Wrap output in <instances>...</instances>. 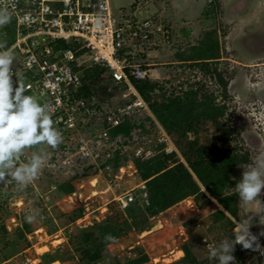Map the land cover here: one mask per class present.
<instances>
[{
    "label": "rangeland",
    "instance_id": "1",
    "mask_svg": "<svg viewBox=\"0 0 264 264\" xmlns=\"http://www.w3.org/2000/svg\"><path fill=\"white\" fill-rule=\"evenodd\" d=\"M112 1L116 26H118L116 20L121 15L120 7L127 3L124 7L129 10L128 13L141 21L160 17L162 20L165 18L167 22H172L173 25L177 23L178 27L174 26V29L179 33L177 39L186 54L191 53L190 46L197 42L194 51L210 50L207 33L204 30L217 28L216 36L223 42L226 41L230 29L232 30L227 46L239 58L252 61L263 57L259 64L252 63L248 66L231 62V70L237 72L233 84L230 82L231 86L230 84L228 86L231 98L227 100V106L239 119V125L243 128L239 139H242L243 144L249 149L252 161L254 162L259 154L264 153V140L259 135L260 127L263 126L261 123L258 124L260 121L264 123V0H221L218 16L213 14L208 18L203 16V11L211 0ZM134 1L139 4L137 9L136 5L131 6ZM118 3H121V6ZM190 19L194 23H191ZM184 27L189 32V37L180 31ZM158 43L160 42L157 41ZM161 47H164L161 50L166 60L174 49L171 50L162 43ZM164 66L169 67V65ZM154 67L160 68L162 65ZM192 70L186 66L173 73L170 72L168 78L176 77L175 83L190 79L186 83L187 86L189 83L201 81L207 88L215 87V82H211L209 77L206 78L201 73L197 75ZM155 73L162 77L160 79L162 81L168 79L163 78V70H157ZM83 129L85 134L91 131ZM220 135L221 132L217 128L207 124L199 133L200 143L214 141ZM189 137L192 140L196 139L194 133H189ZM234 144H236L235 140L231 142V145ZM33 153H40L47 160L54 153V149L47 145H38L28 151L29 156L22 163L26 162ZM59 162L60 164L57 163L54 168L58 169L57 171L46 172V169H41L38 177L23 189L12 180L0 183L6 191L7 198L5 203L0 205V217L4 220L9 218L8 222L11 218L14 220L10 229H7L5 224L8 222H5L7 230L0 231V263L5 259L14 258L18 264H35L34 255L44 253L42 255L44 260L39 264H51L54 260H59L62 264H86L80 260L81 252L76 248L80 241L78 235L94 226L95 222L103 221L111 213V208L113 212L119 211L120 220L130 216L129 212L113 199L129 191L134 194L138 191L136 184L139 183L140 177L134 159H128L124 164L125 173L104 170L100 172L96 168V173L91 174L93 170L89 169V165L77 168L76 173L72 174V170L65 172L59 169L60 165L63 166V161ZM59 170L64 171L65 174ZM112 174H117L118 177L112 180L110 178ZM66 181L74 183L75 189L72 193L63 195L57 186L58 183ZM189 198L150 217L145 229H142L143 217L139 218L140 227L132 228L122 237L108 243L105 255L98 264L126 263L129 259L144 255L149 259L141 264H172L184 256L185 253L181 252L182 247L189 243L200 260L207 261V264H217V261L209 258L203 237L210 235L214 241L219 239L222 241L224 237L233 239V232L228 231L226 223L222 225L220 222L215 224L214 229L204 232L203 228L198 227L197 222L201 221L202 224L212 226L213 212L220 208V205L216 201L206 202L205 199L196 203L194 197L193 205L188 201ZM263 199L264 190L257 201L240 204L241 221L251 223L250 230L255 235L256 233L260 235L264 231V225L259 224L260 213L264 212ZM135 211L141 213L142 208L137 207ZM28 215H35L36 221L28 223L25 219ZM73 216L77 218L73 220ZM41 227L44 230L36 232V229ZM262 238L264 239V236ZM43 244H48L49 249L39 247ZM233 255L236 264H259L248 249L235 247Z\"/></svg>",
    "mask_w": 264,
    "mask_h": 264
},
{
    "label": "trees",
    "instance_id": "2",
    "mask_svg": "<svg viewBox=\"0 0 264 264\" xmlns=\"http://www.w3.org/2000/svg\"><path fill=\"white\" fill-rule=\"evenodd\" d=\"M219 9H221L220 0H211L205 6L203 16L206 18L213 14L215 16ZM163 24L170 31L169 37L167 38L161 32L151 34L147 49H164L161 43L171 50L174 49V53H179L177 54L179 60L184 61L178 66L183 67L184 64L185 67L193 69L195 74L201 73L204 77H209L215 82V87L208 89L201 81L189 83L187 86L186 83L190 79L175 83L174 78L176 77L164 81L151 78L133 79L134 85L148 103L154 118L174 138L185 162L175 159V154L165 155L164 153L148 160H134L140 179L145 181L148 197L147 199L141 198V189L138 188L140 193L136 191V200L125 208L130 214L127 219L120 220L119 211L113 212L111 208V213L103 221L95 222L94 226L78 235L77 238L80 241L76 248L81 252L80 260L86 264H98L105 255L108 243L122 237L130 229L140 227L139 218L143 217L141 223L144 224L142 229H145L150 217L188 197H194L196 203L205 199L206 202L216 201L220 205V208L213 212L212 226L206 232L214 229L215 224L219 222L222 225L226 223L228 231H233L236 227L235 220H242L239 196L235 193L234 187L241 178L243 168L253 161L249 149L243 144L242 139H239L243 132L239 119L235 117L234 112L229 111L227 106V100L231 98L228 86L237 71L231 70L232 61L221 55V42L216 36L217 28L204 30L207 33L210 50L194 51L197 42L190 46L191 53L186 54L178 42L179 33L177 29H174L172 22H167L163 18ZM180 31L189 37L186 27L181 28ZM14 41L15 24L10 20L7 25L0 27V43L6 44L8 48ZM157 41L160 43L157 44ZM50 45L54 50V58L66 48L77 50L78 60L87 58L90 54L87 49L82 48L81 43L76 41L58 39ZM174 55L176 54L172 56ZM127 58L128 63H146V55L130 54ZM18 73L22 77V82L35 79L32 69L20 68ZM81 75L82 82L79 86L71 87L70 97L74 103L85 102V106L81 107L82 115L79 120V125L82 129L84 128L83 130L89 131L101 126L105 115L101 110L102 103L113 105V109H116L119 103H127L135 98L131 95L127 99H121L124 89L115 80L106 77L105 68L99 64L86 68ZM14 80L16 81V77ZM154 118L149 114L134 115L113 129L112 135L130 136L135 128H140L143 133H147L156 127ZM207 124H212L221 132V135L214 141L200 143L199 133ZM189 133H194L196 139H190ZM233 140L236 144L231 145ZM172 159L176 162L174 165L169 163ZM127 160V156H121L117 152L106 164H111L112 171L116 172L121 165L127 163ZM89 169L93 170L91 174L96 173L95 165H90ZM57 188L61 189L63 195L70 194L75 189L74 183L70 181L58 183ZM6 199L0 205H3ZM137 207L142 208L141 213L135 211ZM76 218L77 216H73V220ZM2 230L7 229L0 217V231ZM109 234L115 239L106 240L105 237ZM256 235L264 242L261 235L257 233ZM209 237L213 238L210 235ZM240 246L237 244L235 247ZM182 249L184 256L172 264H207V261L198 258L189 244H184ZM252 255L256 257V262L264 264L262 257L255 253ZM148 259L149 257L144 255L119 264H141ZM56 264L60 263L56 262Z\"/></svg>",
    "mask_w": 264,
    "mask_h": 264
},
{
    "label": "built area",
    "instance_id": "3",
    "mask_svg": "<svg viewBox=\"0 0 264 264\" xmlns=\"http://www.w3.org/2000/svg\"><path fill=\"white\" fill-rule=\"evenodd\" d=\"M0 8H7L15 24V41L8 47L14 56V71L19 72L20 68L34 70L35 79L23 82L27 89L25 94L35 97L42 104L52 105L54 127L62 134V143L45 160L42 169L55 172L58 170L54 169L57 163L63 161L59 169L65 172L72 170V174L77 168L89 165H95L100 172H110L112 165L106 162L117 152L129 159L142 160L151 159L161 152L169 154L176 151L179 154L173 139L154 118L148 103L133 83V79L153 78L156 73L142 63L127 64L128 58L123 56H129L130 49L144 52L151 34L161 32L168 38L170 31L160 20L141 21L123 11L116 20V26L111 0H0ZM58 39L81 43L82 48L89 51V56L78 60L77 50L66 48L54 58L50 44ZM93 64L104 66L107 74L124 89L122 99L131 95L135 98L119 103L116 109L103 103L101 110L105 115L101 126L85 134L79 125L81 107L85 106V102L74 103L70 90L81 84V71ZM14 78L13 86L16 87ZM137 114L151 115L156 123L154 130L143 133L140 128H135L130 136L112 135L113 129ZM260 123L263 127H260L259 135L264 140V123ZM29 150L25 151L19 163L22 164L29 156ZM118 172L125 173V167L118 168ZM116 177L117 174L110 176L112 180ZM140 187L142 196L147 198L145 182ZM5 192L0 184V203L6 198ZM135 199L136 195L128 192L115 196L113 200L125 208ZM197 225L203 229L209 227L201 221ZM219 241L212 240L208 235L203 237L207 250L209 245L217 246ZM258 243L260 249L250 251L264 259V242L258 239Z\"/></svg>",
    "mask_w": 264,
    "mask_h": 264
},
{
    "label": "clouds",
    "instance_id": "4",
    "mask_svg": "<svg viewBox=\"0 0 264 264\" xmlns=\"http://www.w3.org/2000/svg\"><path fill=\"white\" fill-rule=\"evenodd\" d=\"M144 1L155 2L156 0ZM133 5H136L137 9L139 4L137 1H134L131 6L133 7ZM123 11L128 13L129 10L123 6L120 8V14H122ZM129 15L131 16V14ZM158 19L163 23V20L160 17ZM10 20L11 15L7 8H0V27L7 25ZM147 43L145 45L144 52L130 49V54L135 56L139 54L142 56L146 55L147 58L148 51L155 50L147 49ZM126 51L123 50V52ZM123 56L126 58L128 57L124 54ZM126 61L127 64H131L128 63V60ZM13 63L14 56L12 51L7 48L6 44L0 43V183L12 180L16 182L20 189H23L38 177L39 172L45 163V158L40 153H33L26 162L22 164L18 163L25 151L38 145H47L48 147L55 149L60 143H62V134L54 127V122L52 119V112L54 109L52 105L49 103L42 104L35 97L25 94L27 90L26 86L22 82L21 75L17 71H14ZM142 64L144 67H150L154 70V72H156V68L154 67L155 64H146L143 62ZM90 66H86L81 71V74L86 68H89ZM127 70L129 71V67ZM106 71L107 69L105 68L106 77L114 80V78L108 75ZM156 75L157 76L151 79L160 80V76L157 73ZM13 76L16 77V87L13 86ZM171 138L173 139L180 155L176 151L169 154L166 152L161 153H164L165 155L175 154V159L185 162V159L181 154V151L178 148L174 138L172 136ZM174 161L172 159L169 161V163L174 165L176 163ZM121 166H124V164ZM97 171H99L98 168ZM104 171L107 172L106 170ZM140 182L142 183L145 181L141 180ZM140 182L138 188L141 189ZM234 190L239 196L240 204H251L258 200L262 190H264V153L259 154L253 163L247 165L246 168H243L241 178L236 183ZM140 197L147 199L142 196V189ZM262 213H260L259 224L264 225V214ZM25 219L28 223H34L36 221V216L28 215L25 217ZM235 223L236 227L232 231L233 239H226L224 237L225 240L219 241L220 243H217V246H208L209 258L217 261V264H236L233 252L237 244L241 245L238 247V249L243 248L248 249V251L250 249L253 251H258L260 249L258 236L250 230L251 223L237 220H235ZM203 230L206 232L207 229ZM260 235L264 236V231H262ZM105 239L114 240L115 238L109 234L105 237ZM249 253L254 254L251 251H249Z\"/></svg>",
    "mask_w": 264,
    "mask_h": 264
},
{
    "label": "crops",
    "instance_id": "5",
    "mask_svg": "<svg viewBox=\"0 0 264 264\" xmlns=\"http://www.w3.org/2000/svg\"><path fill=\"white\" fill-rule=\"evenodd\" d=\"M111 2H112V6H113V1L111 0ZM133 2V1H132ZM220 2H221V0H220ZM125 3H127V2H125ZM121 4V3H120ZM119 3H118V5H120ZM128 4V3H127ZM127 4H125L124 6H126ZM221 4H222V2H221ZM121 6V5H120ZM206 6V5H205ZM121 7H123V6H121ZM120 7V8H121ZM113 9H114V6H113ZM191 20V19H190ZM191 23H194V21L193 20H191ZM209 24V23H208ZM173 26H175L176 28L178 27V25H177V23L176 24H174ZM210 26V25H209ZM174 27V28H175ZM179 27H180V25H179ZM231 33H232V30L230 29V31L228 32V34H227V36H226V41L225 42H223V41H221L220 40V42H221V48H220V52H221V55L222 56H225V58L226 59H228V60H230V61H232L233 63H238V64H243V65H245V66H248V65H251L252 63L253 64H259L261 61V59L263 58V57H258L257 59H255V60H252V61H245L244 59H242V58H239L238 56H236L233 52H232V50L230 49V48H228V46H227V44L229 43V39H230V37L229 36H231ZM229 38V39H228ZM175 52V51H174ZM170 53L171 55L166 59V60H164V56H162V50L161 49H159V48H157V49H155V50H152V51H148V55H147V58H146V64H155V65H162V67H160V68H157L156 67V72H157V70L158 71H162L163 70V72H164V75H163V78H168L169 76H170V72H175V71H177L178 69H182L183 67H185L184 66V64H183V67H180V66H178V65H182L181 63H183L184 61H181V60H179L180 58H178L177 57V54H179V53ZM173 54H176V55H174V56H172ZM181 54V53H180ZM225 58H222V59H225ZM164 64H168L169 65V67H165L164 66ZM176 66H177V68H176ZM162 77H160V79H161ZM234 80L235 79H233L232 81H231V84H233V82H234ZM231 84H230V86H231ZM139 180L141 181V179L139 178ZM139 181V182H140ZM141 183V182H140ZM137 186L139 185V183H137L136 184ZM40 195H42V193H41V191H40ZM188 201L190 202V204L191 203H193V205H194V198L193 197H190L189 199H188ZM1 219L3 220V222H4V224H5V222H8V219L9 218H7L6 220H4V218L3 217H1ZM13 218H11L10 219V222H8V223H6L5 225H6V227H7V229L9 228H11V226L10 225H12L13 224ZM44 230V228L43 227H41V228H38V229H36V232H39V231H43ZM46 235H47V233H46ZM190 244V243H189ZM190 246V245H189ZM40 248H46V247H48V249H49V245L48 244H43L42 245V247L41 246H39ZM8 251H10V249H8ZM46 251V250H45ZM181 252L184 254V252H183V250H181ZM44 253H42V254H36V255H34V258H33V260L36 262L35 264H39V263H41V262H43V257H42V255H43ZM56 262H59L60 264H62V262H60L59 260H54V261H52V263L51 264H56ZM0 264H18V261L17 260H15L14 258H9V259H5V260H3Z\"/></svg>",
    "mask_w": 264,
    "mask_h": 264
}]
</instances>
